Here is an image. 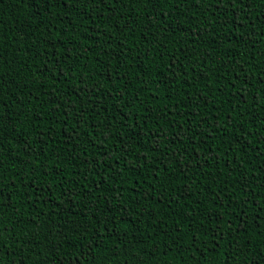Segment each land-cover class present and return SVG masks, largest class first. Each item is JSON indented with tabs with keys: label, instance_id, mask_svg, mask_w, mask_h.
<instances>
[{
	"label": "trees",
	"instance_id": "1",
	"mask_svg": "<svg viewBox=\"0 0 264 264\" xmlns=\"http://www.w3.org/2000/svg\"><path fill=\"white\" fill-rule=\"evenodd\" d=\"M213 2L0 0L3 264H264V0Z\"/></svg>",
	"mask_w": 264,
	"mask_h": 264
},
{
	"label": "snow or ice",
	"instance_id": "2",
	"mask_svg": "<svg viewBox=\"0 0 264 264\" xmlns=\"http://www.w3.org/2000/svg\"><path fill=\"white\" fill-rule=\"evenodd\" d=\"M46 2L49 3V4H51V3H53V0H46ZM73 2L76 3L77 0H73ZM86 2H88V3H90V4H93V5H97V6H99V5L104 4V3L106 2V0H86ZM108 2L114 4V3H116V2H119V0H108ZM177 2L182 4V3H183V0H177ZM200 2H201V3H204V4H208V3H209V0H200ZM244 2H245V0H214L212 6L216 9L217 12H219V16H220V18H221V19H225L226 23H225L224 26H227V25H231V24L233 23L232 18H231L230 16H227V17L225 16V12L227 11L229 5H231L233 8H235V7H238V6L242 5V4H244ZM62 3H63L64 5H66V4H67V0H62ZM221 6H223V9H224L223 11L220 10V9H221ZM197 7H199V4H197ZM113 15H116V13L113 12ZM118 19H120V17H118ZM243 20H244V17H243L242 15H240V14H237V22H236V26H237V27H241V28L245 27L246 25L242 22ZM224 26L221 27V30H222V31H223V27H224ZM116 27H117V28H122L123 25L116 24ZM201 35H202V33H201ZM241 35L243 36L244 33L241 32ZM58 39H59V35H57V37L54 38V40H58ZM52 47H55V44H53ZM69 51H71V49H69ZM49 62L51 63V61H49ZM173 67L176 68L177 71H179L181 68H183V65L180 64L179 59H177L176 62H175V64L173 65ZM184 74L187 75V72L185 71ZM118 75H119V74L117 73V76H118ZM205 78H206V77H205ZM3 83H4V82H3L2 80H0V88L3 87ZM230 87H231V88H235L236 86H235V84L233 83V84L230 85ZM80 91L86 92L87 89H85V88H81ZM236 94H237V95L241 94L240 89H236ZM244 102L247 103V101H244ZM5 107H7L6 103H4L3 101H0V109L5 108ZM65 115H66V114H65ZM229 118H230V117H229ZM2 119H3V113H2V111H0V121H2ZM145 126H147V121H145ZM182 131H188V132H191V128H188V129H182ZM157 132L162 133V132H163V129H162V128H157ZM176 140H180V136H179V135H177L176 139L173 140L172 143H175ZM67 142H69V143L71 142V137H68V138H67ZM182 143H183V141H182ZM193 143H194V141H193ZM161 146H163V140H162L161 138L157 137V138H156V141H155V145H154V147H155L156 149H159ZM24 151H25V153H26L28 156H31V155H32L31 152H28V146H27V145L25 146ZM172 157H173V158L176 157V151H175V149L172 150ZM108 159H111V157L109 156ZM118 161H119V158H117V162H118ZM185 163H189V162H188V161H185ZM26 166H27V165H25V167H26ZM97 166H98V165H97ZM0 167H2V165H0ZM94 167H95V166H94ZM58 174H59V173H58ZM181 174H182V173H181ZM117 175H119V173H117ZM242 190H243V189H242ZM34 191H35V189H34ZM74 195H79V193H76V194H74ZM5 201H10V197L6 196V194L4 193L2 187H0V207H3V206H4ZM107 210H108L109 212L112 211L111 208H108ZM233 211H235V210H233ZM221 221H222L224 224H226V225L229 224V221H225V220H223V217H221ZM110 222H113V223H114L115 221H114V219H113V220L110 221ZM76 227L78 228L79 225H76ZM3 231H4V232H8V229L4 228ZM65 238H66V234L63 233V232L61 231V232H60V235H59V239L62 241V240H64ZM221 238H223V237H221ZM0 243H2V241H0ZM236 251H239V249H236ZM116 254L119 255V253H116ZM262 259H264V258H262ZM0 264H3V253H2V252H0ZM74 264H79V259H78V258H74ZM248 264H261V262H260V261H255V260H253L251 257H248Z\"/></svg>",
	"mask_w": 264,
	"mask_h": 264
}]
</instances>
